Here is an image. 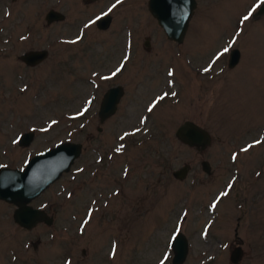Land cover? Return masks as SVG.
<instances>
[{"label": "rangeland", "instance_id": "rangeland-1", "mask_svg": "<svg viewBox=\"0 0 264 264\" xmlns=\"http://www.w3.org/2000/svg\"><path fill=\"white\" fill-rule=\"evenodd\" d=\"M147 1L0 0V165L21 169L61 141L83 146L31 202L51 225L23 229L0 200V264H161L165 256L171 264L177 231L188 240L182 264H264V15L253 16L261 0H196L181 44L166 38ZM49 9L65 19L48 25ZM107 13L111 24L99 30ZM35 49H47L46 59L19 60ZM232 49L240 59L229 68ZM112 84L125 92L100 123ZM185 120L210 133L205 150L175 137ZM30 130L31 143L19 146ZM183 165L186 177L174 178Z\"/></svg>", "mask_w": 264, "mask_h": 264}, {"label": "water", "instance_id": "water-1", "mask_svg": "<svg viewBox=\"0 0 264 264\" xmlns=\"http://www.w3.org/2000/svg\"><path fill=\"white\" fill-rule=\"evenodd\" d=\"M196 5V0L147 1L149 13L163 30L166 38L178 44L184 41ZM263 15L264 3L260 2L253 16L260 17ZM44 18L45 22L50 25L53 22L63 21L65 15L59 10L49 9ZM110 22L111 16L106 14L96 20V26L105 30L110 26ZM47 56V49H35L24 51L18 58L27 66H35ZM239 59V50L232 49L229 52L228 67L233 68ZM122 94L123 90L120 86L107 90L97 113L100 123L114 115ZM33 137L34 132L30 130L19 135L17 143L19 146H28ZM175 137L188 147L200 151L205 150L212 141L210 133L191 120H185L178 125L175 130ZM82 147V144L78 142L61 141L33 155L21 169L8 166L0 167V200L14 206L12 219L19 227L30 230L39 223L52 224V217L43 208L33 207L31 202L70 170L74 161L81 154ZM201 165L206 172H209L207 161H202ZM189 168V165H183L174 170L172 175L176 179H183L186 177ZM171 250L173 253L171 264H182L188 254V240L181 231L174 233L171 240ZM241 256L242 249L237 246L231 252L230 261L237 263Z\"/></svg>", "mask_w": 264, "mask_h": 264}, {"label": "snow or ice", "instance_id": "snow-or-ice-1", "mask_svg": "<svg viewBox=\"0 0 264 264\" xmlns=\"http://www.w3.org/2000/svg\"><path fill=\"white\" fill-rule=\"evenodd\" d=\"M261 2L262 3H264V0H261ZM116 3L117 4H119V3H121V0H116ZM114 7H116V5H113V8ZM243 19L246 21V20H248L249 19V16H244L243 17ZM229 51V48H224V50H223V53H220V55H223L224 53H227ZM116 75V73H113V76H115ZM169 75L171 76V75H173V73L172 72H170L169 73ZM168 95V93H165L164 94V96H167ZM172 95H175V93H172ZM164 96H161V97H159V99H164ZM155 105H153V107H154ZM87 109H85V111H86ZM149 111H152V107H150L149 109H148ZM53 123H55V121H53ZM137 131H139V129H137ZM16 141H14V143H15ZM257 143H260V141H257ZM252 147V145H249L248 146V148H251ZM248 149L246 148V149H242V151H247ZM117 151H119V149H117ZM233 159H236V156H233ZM0 167H3L2 165H0ZM232 187V185L230 184L229 185V188H231ZM229 193L226 191V192H223V193H221V195L222 196H227ZM212 207L213 208H215L216 207V205L215 204H213L212 205ZM175 238V237H174ZM167 260V256H165L164 257V259L163 260H161V264H165V261Z\"/></svg>", "mask_w": 264, "mask_h": 264}, {"label": "flooded vegetation", "instance_id": "flooded-vegetation-1", "mask_svg": "<svg viewBox=\"0 0 264 264\" xmlns=\"http://www.w3.org/2000/svg\"><path fill=\"white\" fill-rule=\"evenodd\" d=\"M87 3H89V2H95V1H98V0H85ZM108 15H110L109 13H107ZM106 15V14H105ZM103 16V15H102ZM99 18V17H98ZM97 18V19H98ZM96 19V20H97ZM110 24H111V22H110ZM95 25H96V21H95ZM97 27V26H96ZM98 28V27H97ZM99 29V28H98ZM99 30H101V29H99ZM147 43V44H146ZM145 45H149V41H148V39L145 41ZM37 65V64H36ZM116 86H120L121 88H122V90H123V94H122V96H121V98L123 97V95H124V92H125V90H124V88L121 86V85H119V84H115V85H109V86H107L105 89H104V92L101 94V97H100V100H99V107H100V105H101V103H102V99H103V96H104V94L107 92V90L108 89H110V88H112V87H116ZM121 98H120V100H121ZM119 100V101H120ZM118 104H119V102H118ZM99 107H98V109H99ZM97 113H98V111H97ZM97 116H98V114H97ZM111 117V116H110ZM110 117H108V118H110ZM107 118V119H108ZM106 120V119H105ZM104 120V121H105ZM103 121V122H104ZM102 122V123H103ZM99 129H100V127H99ZM236 232V231H235Z\"/></svg>", "mask_w": 264, "mask_h": 264}]
</instances>
